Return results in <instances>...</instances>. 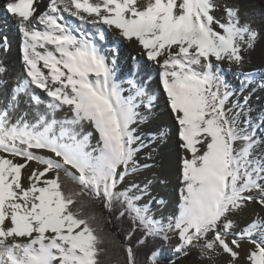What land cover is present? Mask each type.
<instances>
[{
    "label": "snow or ice",
    "instance_id": "obj_1",
    "mask_svg": "<svg viewBox=\"0 0 264 264\" xmlns=\"http://www.w3.org/2000/svg\"><path fill=\"white\" fill-rule=\"evenodd\" d=\"M41 3L0 4L22 65L0 59V264H103L90 202L127 225L110 241L126 264H188L194 251L200 264H264V109L250 103L264 90V0L259 21L254 0ZM120 40L157 70L175 129L179 201L167 216L152 210L165 204L152 194L169 182L165 164L141 178L155 164L137 157L170 133H141L156 97L131 74L124 94Z\"/></svg>",
    "mask_w": 264,
    "mask_h": 264
},
{
    "label": "bare ground",
    "instance_id": "obj_2",
    "mask_svg": "<svg viewBox=\"0 0 264 264\" xmlns=\"http://www.w3.org/2000/svg\"><path fill=\"white\" fill-rule=\"evenodd\" d=\"M250 2H253V0H243L245 7H248ZM254 2L256 3V7L254 8L255 18L257 21H259V0H254ZM2 3L3 0H0V4ZM46 3L47 0H42V3L40 4L41 9L44 8ZM64 15L65 18L70 22L74 24H80L78 20L69 17L67 13H65ZM81 28H83L84 31L90 34L97 31V26H93L91 24H83L81 25ZM106 35L107 44H105L104 46L107 48L112 45L115 33L107 31ZM5 37L7 38V52L2 50L3 40ZM20 43L21 37L15 26L10 21H7L4 18V14L0 12V59L6 60L9 67L16 73H20L22 71L21 61L19 59ZM118 47L119 55L116 59L119 66V71L117 75L121 78L122 81H124V83L122 84V87L125 88L124 94H128V85L126 81L129 78V74H131V78L135 79L138 83L144 84L149 94L156 97L151 116L146 123L140 126L141 133L145 134V137L149 132L153 133L154 135H158V130H164L170 133V135L165 137L163 141L153 142L149 149L141 152L138 156V160L143 163L145 161L147 153L151 152L153 159L148 162L155 164L152 172L144 170L141 178H143V176L151 177L152 175L159 173L161 161H163V163L165 164L166 171L169 176V182L167 183V185H154L152 189V194L157 196L158 199L163 198L165 204H154L153 206L156 208H164L166 210L165 212L170 210L171 214L177 208L179 201V182L176 178L178 175V160L176 154L175 139L171 135V133H174L175 129L172 126V121L165 105V98L161 93H158L156 91L158 87L157 70L150 63L146 62L144 57L138 55L137 49L133 45H129L126 41L120 40L118 42ZM105 54L108 55L109 60H111L112 53L106 52ZM134 56L136 57V60H133ZM229 79L234 84H238V81L234 77H229ZM250 103L253 109H264V90L257 89V91L253 94ZM139 110L143 114H146L143 105H141ZM85 131H92V129L90 126L85 125ZM96 136L97 134L93 132V144H95L96 142ZM147 142L148 140L147 138H145V143ZM33 167H35V165H33ZM163 213L164 212H157L159 216H161ZM245 247H247V245H245ZM195 255L196 253L194 251L193 254L188 258V264H200L197 263ZM222 261L223 258H220V260L217 261V264H222ZM204 264H208V262H204Z\"/></svg>",
    "mask_w": 264,
    "mask_h": 264
},
{
    "label": "trees",
    "instance_id": "obj_3",
    "mask_svg": "<svg viewBox=\"0 0 264 264\" xmlns=\"http://www.w3.org/2000/svg\"><path fill=\"white\" fill-rule=\"evenodd\" d=\"M87 201V197L84 198ZM85 213H95L97 217V226L103 231L99 234L105 237V243L102 245L106 249L105 253L101 256L103 264H126L123 250L119 247V243H111L112 236L116 241L123 240V229L127 227L126 224L122 225L120 222L112 220L108 223L109 213L104 209L103 205L99 202H90L84 209ZM142 259V257H141Z\"/></svg>",
    "mask_w": 264,
    "mask_h": 264
},
{
    "label": "rangeland",
    "instance_id": "obj_4",
    "mask_svg": "<svg viewBox=\"0 0 264 264\" xmlns=\"http://www.w3.org/2000/svg\"><path fill=\"white\" fill-rule=\"evenodd\" d=\"M137 159H138V157H137ZM155 213H156V215H157V217H159V215L157 214V212L159 211V212H164L162 215H164V216H167V215H170V210L169 211H167V212H165L166 210L164 209V208H156V207H154L153 206V209H152ZM195 259H196V255H195ZM197 261V260H196ZM197 263H200L199 261H197Z\"/></svg>",
    "mask_w": 264,
    "mask_h": 264
}]
</instances>
